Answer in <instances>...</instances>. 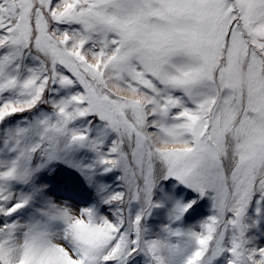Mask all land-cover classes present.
I'll return each mask as SVG.
<instances>
[{
  "label": "snow or ice",
  "instance_id": "6c2138e0",
  "mask_svg": "<svg viewBox=\"0 0 264 264\" xmlns=\"http://www.w3.org/2000/svg\"><path fill=\"white\" fill-rule=\"evenodd\" d=\"M0 264H264V0H0Z\"/></svg>",
  "mask_w": 264,
  "mask_h": 264
}]
</instances>
